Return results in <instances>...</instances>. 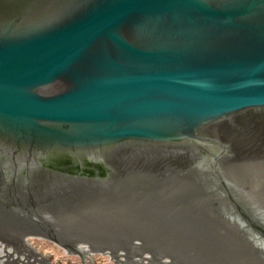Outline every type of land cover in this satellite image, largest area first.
Wrapping results in <instances>:
<instances>
[{"label":"water","instance_id":"water-1","mask_svg":"<svg viewBox=\"0 0 264 264\" xmlns=\"http://www.w3.org/2000/svg\"><path fill=\"white\" fill-rule=\"evenodd\" d=\"M0 228L264 264V0H0Z\"/></svg>","mask_w":264,"mask_h":264},{"label":"rangeland","instance_id":"rangeland-1","mask_svg":"<svg viewBox=\"0 0 264 264\" xmlns=\"http://www.w3.org/2000/svg\"><path fill=\"white\" fill-rule=\"evenodd\" d=\"M0 236L7 242L13 244L17 248H23L22 245V239L26 238L27 243L29 246L38 254H40L43 259L47 261L49 264H119L115 260L112 259L110 255L107 254H99L95 253L86 257H82L78 253L67 251L66 249L62 248L61 246L57 245L53 241L44 239L42 237H36L33 235H30L28 233L26 234H20L16 233L11 230H3L0 228ZM137 236L143 237L141 234H138ZM149 239L148 237L144 238V240ZM137 240L141 246L143 243V240L141 239H135ZM130 243V241H129ZM159 243V242H158ZM127 244V243H126ZM125 247V243L124 246ZM148 249H153L150 245H147ZM147 249V250H148ZM147 250L142 251V248L139 246L133 245L132 248H128L127 256L129 258L131 257H137L140 254H143V252H147ZM122 251V250H121ZM172 253V252H170ZM170 255V254H169ZM171 255L174 256V253ZM150 261L152 264H165L162 262V259L159 260L156 258V256L150 255ZM178 258V257H177ZM180 259V258H178ZM183 264V263H181Z\"/></svg>","mask_w":264,"mask_h":264},{"label":"bare ground","instance_id":"bare-ground-1","mask_svg":"<svg viewBox=\"0 0 264 264\" xmlns=\"http://www.w3.org/2000/svg\"><path fill=\"white\" fill-rule=\"evenodd\" d=\"M140 243L137 241L135 245H139ZM23 248H17L13 244L5 241L0 236V264H49L43 257L35 252L27 243L26 238L22 239ZM75 251L82 257H86L95 253L99 254H110L108 250H102L94 252L93 249L88 247L87 245L77 244L75 245ZM112 259L115 260L119 264H152L150 261V254L143 253L137 257L129 258L127 254L123 251L112 252ZM111 255V254H110ZM162 262L165 264H178L174 261H171L168 258L162 259Z\"/></svg>","mask_w":264,"mask_h":264}]
</instances>
